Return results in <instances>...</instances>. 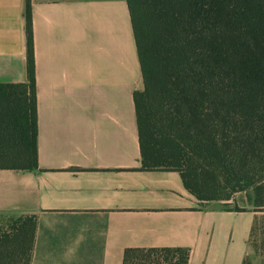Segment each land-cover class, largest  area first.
Listing matches in <instances>:
<instances>
[{
    "label": "crops",
    "instance_id": "0c3cea01",
    "mask_svg": "<svg viewBox=\"0 0 264 264\" xmlns=\"http://www.w3.org/2000/svg\"><path fill=\"white\" fill-rule=\"evenodd\" d=\"M25 9L0 0V84L27 82ZM30 10L38 167L0 170V220L36 222L30 264H123L125 250L166 248L188 250V264H252L264 212L200 202L179 173L140 170L143 80L126 0Z\"/></svg>",
    "mask_w": 264,
    "mask_h": 264
},
{
    "label": "trees",
    "instance_id": "16d2710c",
    "mask_svg": "<svg viewBox=\"0 0 264 264\" xmlns=\"http://www.w3.org/2000/svg\"><path fill=\"white\" fill-rule=\"evenodd\" d=\"M126 2L143 80L133 94L140 170L179 173L205 203L252 189V210L264 212V0ZM25 32L27 82L0 84V170L38 167L30 0ZM35 224L19 218L0 234V264H30ZM249 245L264 257L260 221ZM188 259L186 249H128L123 264Z\"/></svg>",
    "mask_w": 264,
    "mask_h": 264
},
{
    "label": "rangeland",
    "instance_id": "374dc122",
    "mask_svg": "<svg viewBox=\"0 0 264 264\" xmlns=\"http://www.w3.org/2000/svg\"><path fill=\"white\" fill-rule=\"evenodd\" d=\"M255 203V197L253 190H245L243 192H237L232 195L228 202L219 203L220 206L227 208H239V209H253ZM261 225L264 226V216L261 217ZM15 226V220H0V234L9 232ZM261 243V242H260ZM253 263L252 264H264V257L262 252L259 255L254 256L253 253Z\"/></svg>",
    "mask_w": 264,
    "mask_h": 264
}]
</instances>
